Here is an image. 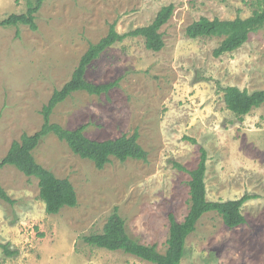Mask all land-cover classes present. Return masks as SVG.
<instances>
[{
    "label": "rangeland",
    "instance_id": "rangeland-1",
    "mask_svg": "<svg viewBox=\"0 0 264 264\" xmlns=\"http://www.w3.org/2000/svg\"><path fill=\"white\" fill-rule=\"evenodd\" d=\"M28 0H0V20L27 10ZM175 11L162 26L164 47L153 51L144 37H127L90 64L86 78L119 81L101 95L74 92L56 106L51 121L85 125L86 136L105 140L139 132L148 159L115 156L98 168L51 133L33 151L60 178H69L75 207L48 214L39 180L17 167L0 169V183L14 200L0 197V264H153L123 252L96 248L84 236L102 232L115 207L130 236L167 249L169 213L183 220L190 207V174L201 148L211 200L254 194L243 206L246 222L229 228L206 213L186 243L181 264H264V104L236 115L224 87L264 89V28L237 50L216 57L223 37L191 38L185 28L201 16L246 18L257 0H46L37 30L0 25V160L23 133L37 132L42 107L70 80L91 43L115 23L119 33L151 23L162 6ZM192 139H195L193 141Z\"/></svg>",
    "mask_w": 264,
    "mask_h": 264
},
{
    "label": "trees",
    "instance_id": "trees-1",
    "mask_svg": "<svg viewBox=\"0 0 264 264\" xmlns=\"http://www.w3.org/2000/svg\"><path fill=\"white\" fill-rule=\"evenodd\" d=\"M45 1L28 0L25 12L8 15L0 20V25L18 26L25 24L32 30H37L36 13ZM257 1L258 7L246 18L237 16L233 19H221L219 17L210 19L201 16L189 24L185 28V32L191 38L223 37L213 51L216 57L233 52L246 43L251 33L264 28V0ZM174 11L175 5L173 3L164 5L151 23L124 33L118 32L115 23L111 24L109 32L105 36L98 42L89 45L70 80L61 88L55 89L48 103L42 107L41 114L44 122L41 128L33 134L23 133L19 140H14L7 154L0 160V169L6 165H12L26 176L38 178L40 198L44 201L48 214H56L64 207L77 206L78 196L69 178H60L54 175L51 170L36 160L33 151L47 135L54 133L60 140L65 141L75 154L90 159L99 169L103 168L112 156L121 161L129 158L144 161L148 159V151L138 141L139 132L137 130L132 135L123 134L113 139L96 140L86 136L85 125L72 129L65 128L59 123L52 122L51 115L56 106L74 92L86 91L90 94L101 95L118 86V80L95 83L87 80L85 76L88 66L115 42L123 41L127 37L141 36L144 37L148 49L160 51L165 45L161 28L170 20ZM224 100L232 113L243 115L254 106L264 104V89L250 92L246 88L242 89L236 85H229L224 87ZM192 140L195 141V139ZM207 160V151L201 148L200 160L195 168L188 169L180 163L174 164L178 169L185 170L190 174L188 182L190 207L183 220H178L174 212L169 213V237L165 252H160L156 244H145L132 238L127 231L125 218L120 214L118 207L114 208L102 232L86 235L84 240L93 247L120 251L153 264H181L187 239L197 231L198 224L206 213L217 212L229 228H236L245 223L246 217L242 208L255 195L245 193L234 199H209L205 181ZM0 197L10 203L14 202L1 183ZM0 246L4 247L7 254L16 253V251L10 250L7 244L0 243Z\"/></svg>",
    "mask_w": 264,
    "mask_h": 264
}]
</instances>
